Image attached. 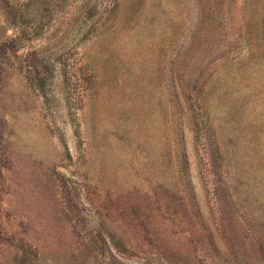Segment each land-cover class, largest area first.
<instances>
[{
	"label": "rangeland",
	"instance_id": "374dc122",
	"mask_svg": "<svg viewBox=\"0 0 264 264\" xmlns=\"http://www.w3.org/2000/svg\"><path fill=\"white\" fill-rule=\"evenodd\" d=\"M0 264H264V0H0Z\"/></svg>",
	"mask_w": 264,
	"mask_h": 264
}]
</instances>
